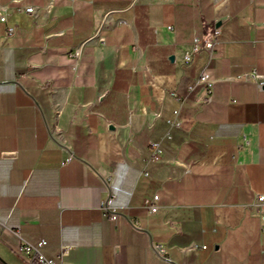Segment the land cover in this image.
<instances>
[{
    "label": "crops",
    "instance_id": "crops-1",
    "mask_svg": "<svg viewBox=\"0 0 264 264\" xmlns=\"http://www.w3.org/2000/svg\"><path fill=\"white\" fill-rule=\"evenodd\" d=\"M0 5V264H27L22 241L42 239L48 258L70 246L62 264H264L248 207L264 193V0ZM194 38L212 56L185 63ZM203 67L201 104L204 88L189 86ZM176 109L180 127L167 122ZM104 181L115 222L98 208Z\"/></svg>",
    "mask_w": 264,
    "mask_h": 264
},
{
    "label": "built area",
    "instance_id": "built-area-1",
    "mask_svg": "<svg viewBox=\"0 0 264 264\" xmlns=\"http://www.w3.org/2000/svg\"><path fill=\"white\" fill-rule=\"evenodd\" d=\"M20 11L25 12H32L33 7L32 6H24L19 8ZM6 20V11L3 9V7L0 5V21ZM9 32L14 31V27L8 28ZM217 33V29H214V34ZM81 49V45L75 47L73 49L74 56H79ZM200 49H204L208 54V59L211 58L212 52L214 49V42L208 41L206 43H200L197 38H194L192 40V43L190 47L183 53V61L185 63H188L191 61V58L195 52H197ZM249 76L252 78L260 77V75L256 74L255 72L250 73ZM257 87L261 88L264 84V81L256 82ZM200 85L204 88L205 96L199 100V103H208L212 99V86H213V80L210 79L208 72L206 70V67H203L198 76L195 78L194 83L189 86V89H194L195 86ZM168 124L170 126H176L180 127V110L176 109L174 110V116L171 119H168ZM55 133H56V141L59 145V147L67 152V156L65 157L64 162L69 161L71 158L74 157V154L72 153L70 149V145L66 142V140L63 137L62 131L54 127ZM52 132V131H51ZM164 137H169V133H166ZM162 137V138H164ZM161 139L150 141L149 143V149L150 153L149 156L146 158V162H152L157 161L160 159L162 154V147H161ZM141 174L146 175L147 171L143 169L141 171ZM105 182V187L107 189L106 195L100 200L98 204V208L103 211L105 215H108L109 218L115 222L117 217L119 216V212L117 211L116 207L113 205V200L115 198V195L110 191L109 187H107V183ZM158 200V194L155 193L152 197L145 200V206L149 212H155L159 206L157 204ZM249 209L255 213L260 222V231L261 234L264 235V193H257L254 197V199L250 202L248 205ZM129 220V219H128ZM133 227H136V224L132 221H129ZM46 241L40 240L37 243H30L27 241H22L21 245L19 246V252L25 257L27 264H62L61 258L67 253L70 246L67 245H61L60 253H59V259H53L48 258L44 256V254L40 251V248L45 246ZM155 252L159 255H161V251H163V248L160 245H152Z\"/></svg>",
    "mask_w": 264,
    "mask_h": 264
}]
</instances>
